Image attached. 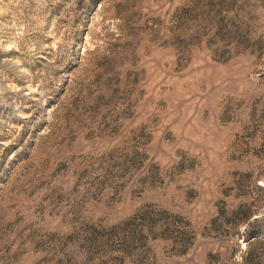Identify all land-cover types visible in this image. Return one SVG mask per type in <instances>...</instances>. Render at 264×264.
Listing matches in <instances>:
<instances>
[{"label":"rangeland","instance_id":"1","mask_svg":"<svg viewBox=\"0 0 264 264\" xmlns=\"http://www.w3.org/2000/svg\"><path fill=\"white\" fill-rule=\"evenodd\" d=\"M0 264H264V0H0Z\"/></svg>","mask_w":264,"mask_h":264}]
</instances>
